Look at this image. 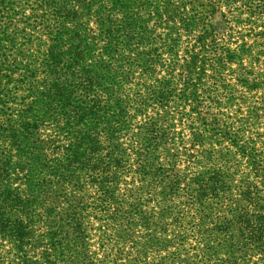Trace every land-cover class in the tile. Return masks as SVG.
Segmentation results:
<instances>
[{"label":"trees","instance_id":"obj_1","mask_svg":"<svg viewBox=\"0 0 264 264\" xmlns=\"http://www.w3.org/2000/svg\"><path fill=\"white\" fill-rule=\"evenodd\" d=\"M0 56L2 264H264V0H0Z\"/></svg>","mask_w":264,"mask_h":264},{"label":"rangeland","instance_id":"obj_2","mask_svg":"<svg viewBox=\"0 0 264 264\" xmlns=\"http://www.w3.org/2000/svg\"><path fill=\"white\" fill-rule=\"evenodd\" d=\"M154 24H157L155 21H152L151 20V22H150V25H154ZM167 28V26H166V24H165V21H162L161 22V24L160 25H155V33L156 34H163V33H165L166 32V29ZM22 40L23 39H20L19 37H17V39H16V47H13L12 49H8V50H10L11 52H12V54H11V52H9V51H1V52H4L5 54H9V55H12V56H15V55H17L18 53H20V52H18V50H19V48L21 47L20 46V43L22 42ZM5 43V41H2L1 43ZM6 44V43H5ZM234 46V45H233ZM6 55H2V58H4ZM1 57V56H0ZM263 59V58H262ZM232 67H234V65L232 66ZM3 68V67H2ZM9 104V103H8ZM0 105H1V103H0ZM9 105H11V104H9ZM1 107V106H0ZM12 107H13V109H14V116H15V118H17V103H13L12 104ZM0 114H2V111H0ZM6 118V116H2V115H0V122L2 121V120H4ZM178 130H180V128L178 127L177 128ZM182 137L184 138V143L186 144V147H189L190 146V144L193 142V135H192V131H189L188 129H184L183 131H182ZM1 140H0V148H2L3 147V150H5L6 149V146H5V144H3L2 143V145H1ZM205 148V147H204ZM204 148L202 147V146H199V144H196L195 145V147H194V149L191 151V153H193V155H194V157H195V159H194V161H193V163H196V161L197 160H199V158L198 157H200V154L202 153V151L204 150ZM15 157V156H14ZM200 162H198V164H199ZM188 165H191V164H187V163H181V165H180V167L181 168H183V169H185L186 170V167L188 166ZM203 165H205V166H209V164H205V163H203ZM202 166L201 165H196V166H194V167H192V169L191 170H186L185 172L187 173L188 171H194V170H203V168H201ZM240 171L237 173V180H238V178H240V174H244V173H246L248 170H249V168L246 166V164L243 162V165H241L240 166V169H239ZM4 174H5V168H2V165L0 164V216H2L1 218V222H3L4 223V219H5V217H6V215H5V213H7V209H6V203H5V199H6V197H8L9 196V194L6 192V191H4L5 190V179H4ZM19 178H21V175H19L18 176V178H15L14 179V181L12 182V188H14V189H18V188H21V182H20V179ZM257 179H256V181H257V185H259V186H262L260 183L261 182H263V180L260 178V177H256ZM11 197H13L12 195H11ZM13 201H15V200H13ZM17 202H15V204H16ZM152 204V203H151ZM90 224L91 225H93L91 228H90V230L89 231H91V234L92 235H94L95 233H96V231H97V228H99V224L98 223H94V221H90ZM90 225V226H91ZM138 230H140L139 229V227H138V229H137V231H136V233L138 232ZM93 237V236H92ZM91 237V239L89 240V243H90V245H91V249L92 250H96V248H97V244H96V242H97V237H93L92 238ZM94 244V245H93ZM9 245H11L8 241H6V240H1V237H0V254L1 253H3L4 251H8L9 249H10V247H9ZM14 253H16V252H14V250H13V248H11V255H14L13 256V258H15V259H17L16 257H19V253L17 254H14ZM7 261V258H5L4 259V263ZM0 264H2L1 262H0Z\"/></svg>","mask_w":264,"mask_h":264}]
</instances>
